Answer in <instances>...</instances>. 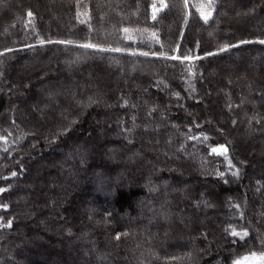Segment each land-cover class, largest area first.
I'll return each mask as SVG.
<instances>
[{
	"label": "trees",
	"instance_id": "trees-1",
	"mask_svg": "<svg viewBox=\"0 0 264 264\" xmlns=\"http://www.w3.org/2000/svg\"><path fill=\"white\" fill-rule=\"evenodd\" d=\"M163 3L0 0V264L264 255V0Z\"/></svg>",
	"mask_w": 264,
	"mask_h": 264
},
{
	"label": "snow or ice",
	"instance_id": "snow-or-ice-1",
	"mask_svg": "<svg viewBox=\"0 0 264 264\" xmlns=\"http://www.w3.org/2000/svg\"><path fill=\"white\" fill-rule=\"evenodd\" d=\"M184 6L185 7H189L188 0H184ZM164 7H167V5L163 3V0H161L160 8L162 9ZM158 10L159 9H157L156 5H153V16H152L153 20L156 19V13H157ZM197 10L200 13L201 19H203L205 21V23H207L208 20H209V18L212 16V11L215 10V0H205V3L202 4V5H200V6H198L197 7ZM27 15L29 17H31L32 16V13L29 11ZM124 31L127 32L128 29H124ZM40 43H41V45H43L45 43V41L44 40H41ZM47 43L67 44V43H69V41H63V40L53 41V40H48ZM242 43H251V41H242ZM256 43H259V44L264 45V39L258 40V41H256ZM79 46L80 47H83L85 49L95 48V49H97L99 51H105V50H108V51H117V52L120 51L119 48H115V49L98 48L97 45L90 44V43L81 44ZM222 50H226V49H222ZM8 51H11V49H9ZM140 54L141 55H144V56H147L148 55L147 52H142ZM2 55H4V53L3 52H0V56H2ZM208 55H213V53H208ZM171 58L172 59H175V57H171ZM185 59H188V57H185ZM259 122L260 121L257 120V123H259ZM189 138L190 139H197V137H194V136L189 137ZM207 139H208L207 137H204V140H207ZM210 154H216L218 156L223 155V156L226 157L227 156V149L224 146H222V145L219 146V147H213V148H211ZM228 166H229V168L232 167L231 162H229ZM236 174H238V173H234V175H236ZM15 175H16V173L13 172L12 173V176H15ZM4 191H5V189L0 188V193H2ZM233 206L234 207H238L236 205H233ZM3 207H4L5 210H7V205H4ZM0 226H4V225H0ZM6 227H8V228H11L12 227V221L11 220H9L7 222ZM125 235H127V234L125 233ZM230 235L232 237H240V239H243L244 237H247L249 235V233H248L247 230H244L242 232H237L235 229H232L231 232H230ZM116 238L119 240L120 239V235L118 234ZM245 259L246 260H249L250 259L252 261H257L258 260L259 264H264V255H260L259 257H257L256 254L253 253V255L251 257H246ZM237 264H238V262H237Z\"/></svg>",
	"mask_w": 264,
	"mask_h": 264
},
{
	"label": "rangeland",
	"instance_id": "rangeland-1",
	"mask_svg": "<svg viewBox=\"0 0 264 264\" xmlns=\"http://www.w3.org/2000/svg\"><path fill=\"white\" fill-rule=\"evenodd\" d=\"M238 264H253V263H250V261H248V260L242 259V260L238 261Z\"/></svg>",
	"mask_w": 264,
	"mask_h": 264
}]
</instances>
